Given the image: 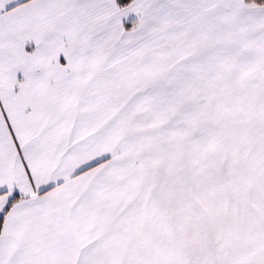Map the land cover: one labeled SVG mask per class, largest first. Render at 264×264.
Masks as SVG:
<instances>
[{"label":"snow or ice","instance_id":"6c2138e0","mask_svg":"<svg viewBox=\"0 0 264 264\" xmlns=\"http://www.w3.org/2000/svg\"><path fill=\"white\" fill-rule=\"evenodd\" d=\"M0 264H264V0H0Z\"/></svg>","mask_w":264,"mask_h":264}]
</instances>
